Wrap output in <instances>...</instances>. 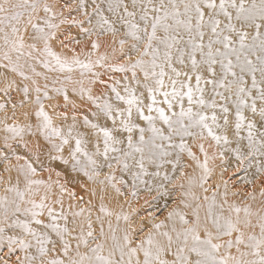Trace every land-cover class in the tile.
Masks as SVG:
<instances>
[{"label": "snow or ice", "instance_id": "6c2138e0", "mask_svg": "<svg viewBox=\"0 0 264 264\" xmlns=\"http://www.w3.org/2000/svg\"><path fill=\"white\" fill-rule=\"evenodd\" d=\"M0 264H264V0H0Z\"/></svg>", "mask_w": 264, "mask_h": 264}, {"label": "rangeland", "instance_id": "374dc122", "mask_svg": "<svg viewBox=\"0 0 264 264\" xmlns=\"http://www.w3.org/2000/svg\"><path fill=\"white\" fill-rule=\"evenodd\" d=\"M234 167H235L234 163L228 165L229 171L227 173H225L224 179H226V180L230 179V182H235L238 186L245 187L244 185H242V182H241V178L245 175V173L243 171L234 173L233 172ZM218 175H219V169H218ZM140 203L143 204V200H141ZM162 203L163 202L161 201V204ZM145 207H148V206L145 205ZM149 210H151V209H149ZM5 251H6V249H5ZM14 258L15 257L13 256V259Z\"/></svg>", "mask_w": 264, "mask_h": 264}, {"label": "bare ground", "instance_id": "6f19581e", "mask_svg": "<svg viewBox=\"0 0 264 264\" xmlns=\"http://www.w3.org/2000/svg\"><path fill=\"white\" fill-rule=\"evenodd\" d=\"M218 176H219V175H218V171H217V178H218Z\"/></svg>", "mask_w": 264, "mask_h": 264}]
</instances>
